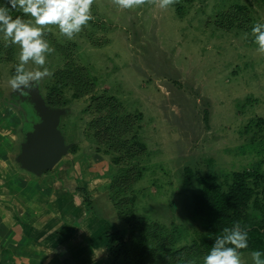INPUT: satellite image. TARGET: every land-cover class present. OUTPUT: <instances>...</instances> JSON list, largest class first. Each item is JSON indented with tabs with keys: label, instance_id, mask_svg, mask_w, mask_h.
Listing matches in <instances>:
<instances>
[{
	"label": "rangeland",
	"instance_id": "obj_1",
	"mask_svg": "<svg viewBox=\"0 0 264 264\" xmlns=\"http://www.w3.org/2000/svg\"><path fill=\"white\" fill-rule=\"evenodd\" d=\"M5 4L0 0V6ZM236 4L245 10L232 20L234 14L227 11ZM91 13L94 19L73 39L61 35L56 26L45 29V39L54 48L46 67L53 74L19 92L9 80L20 48L6 46L0 33V264L23 263L12 240H4L3 228L30 201L39 202L41 211L51 207L55 215L57 206L64 209L70 203L72 193L78 196L73 204L89 199L94 212L83 201L75 207L81 214L101 216L95 221L98 233L88 237L91 241L117 229L125 237L130 231L118 215L111 189L120 169L114 159L124 152L110 151V142L96 136L90 122L98 114L88 109V94L70 98L73 90H63L69 101L60 107L65 112L59 128L68 150L52 169L37 175L17 160L31 128L33 112L27 98L37 90L46 100L58 82L56 71L66 63L85 68L89 79L96 78L94 94L114 95L125 114L138 115L134 130L144 153L120 160V165L140 168L129 195L136 196L133 209L152 231L158 232L160 226L170 237L172 223L185 229L174 248L191 244L201 231L191 214V195L202 185L195 179L184 188V167L197 176H216L215 183L224 189L233 172L264 173V54L257 51L252 36L254 25L264 23V0H178L167 8L157 3L133 9H121L112 0H94ZM10 15L30 19L19 8ZM36 67L31 61L26 65L28 70ZM261 202L264 207V196ZM250 213L256 217L261 211L251 207ZM89 230L85 224L77 233L86 236ZM36 248L49 253L44 244ZM107 252L105 244L91 254ZM250 254L241 253L244 264H252Z\"/></svg>",
	"mask_w": 264,
	"mask_h": 264
},
{
	"label": "trees",
	"instance_id": "obj_2",
	"mask_svg": "<svg viewBox=\"0 0 264 264\" xmlns=\"http://www.w3.org/2000/svg\"><path fill=\"white\" fill-rule=\"evenodd\" d=\"M244 10L245 7L236 4L227 13H233L234 20ZM64 66L63 70L61 68L56 71L58 82L48 91L47 103L53 107L64 106L69 101L63 95L65 88L73 90L70 98H80L88 94L91 99L88 109H93L98 114L90 122V126L97 129L96 136L110 142V151L124 152L122 157L114 159V165L120 166V169L115 172L111 189L115 194L114 203L120 209L118 215L127 222L130 231L126 237L119 229L102 234L103 243L107 245L109 264H203V257L209 253L214 240L223 234L224 228L231 227L234 222H239L248 230V247L240 250L241 253L253 250L264 252V207L261 202V197L264 196V173H256L258 171L233 172L230 183L224 189L220 183H215L216 176H197L191 167H184L183 187L191 186L195 179L202 185L200 192L191 195V214L197 220L201 231L192 239L191 244L177 248L174 245L177 246L186 235L184 228L172 223L171 240L169 234L160 226L158 232L152 231L151 226L144 222V216H138L133 209L136 196L129 195L134 178L141 175L138 171L140 168L120 165L127 157L144 153L145 147L136 139L134 130L138 115L125 114L123 106L114 95L94 94L96 78L89 79L85 68L75 66L72 62ZM31 111L33 113L30 118H37L33 109ZM127 134H130L128 138ZM121 137L126 138L121 140ZM83 202L94 212L89 199H83ZM251 207L260 210V216H252ZM98 214H93L95 219L99 218ZM104 226L107 227V224ZM177 230L178 233L174 235Z\"/></svg>",
	"mask_w": 264,
	"mask_h": 264
},
{
	"label": "clouds",
	"instance_id": "obj_3",
	"mask_svg": "<svg viewBox=\"0 0 264 264\" xmlns=\"http://www.w3.org/2000/svg\"><path fill=\"white\" fill-rule=\"evenodd\" d=\"M121 9H133L145 4H157L167 8L178 0H112ZM94 0H6L0 6V33L6 46L19 45V63L9 84L15 91L30 89L53 73L46 67L47 55L54 52L45 39V29L58 27L61 35L73 39L94 17L91 7ZM10 6V7H9ZM21 9L24 19L10 15V10ZM257 51L264 54V23H257L252 28ZM32 62L37 66L28 70L26 65ZM248 247V230L239 222L223 229V234L214 240L208 254L203 257V264H244L241 251ZM252 264H264V252H251Z\"/></svg>",
	"mask_w": 264,
	"mask_h": 264
},
{
	"label": "crops",
	"instance_id": "obj_4",
	"mask_svg": "<svg viewBox=\"0 0 264 264\" xmlns=\"http://www.w3.org/2000/svg\"><path fill=\"white\" fill-rule=\"evenodd\" d=\"M63 192L60 194H66V191ZM43 193L44 191L39 192L40 195ZM71 195L75 196L73 198L70 196L71 200L73 199L76 202L78 196L73 195V193ZM56 199L60 203L59 195ZM61 199L65 200L64 198ZM71 200L70 203L67 202L68 204L64 209L62 206H57V214L55 215L51 207L49 211L46 209V211L42 210V212L39 202L30 201L19 212L17 217H14V220L11 221L12 224L4 226L3 238L4 240L7 238V241L12 240L10 242L13 250L23 258V263L22 260L20 263L109 264L107 254L102 256H98L95 253L91 254L92 250L99 249L105 245L103 239L100 241L102 236L94 241L90 239L98 233L95 221L100 219H95L93 212V214H88V212L85 213L83 211L81 214L80 210L75 207L78 202L83 201V198L77 204H73L74 201ZM44 204L47 205L46 202ZM47 207L49 206H45V208ZM103 221H106V219L103 218ZM85 224H89L90 227L86 236L83 233H77V230ZM89 235L90 238L88 239ZM43 238L47 239L48 242L41 241ZM38 244H44V246L48 247L49 253L37 250L36 246ZM61 247L62 249H60ZM11 249L9 247L8 250L11 252ZM30 257L32 260L29 259ZM16 262L18 263L19 261L16 259Z\"/></svg>",
	"mask_w": 264,
	"mask_h": 264
},
{
	"label": "water",
	"instance_id": "obj_5",
	"mask_svg": "<svg viewBox=\"0 0 264 264\" xmlns=\"http://www.w3.org/2000/svg\"><path fill=\"white\" fill-rule=\"evenodd\" d=\"M27 101L32 105L37 120L26 132L17 160L28 171L40 175L52 169L68 150L59 128L65 110L50 106L37 90Z\"/></svg>",
	"mask_w": 264,
	"mask_h": 264
},
{
	"label": "flooded vegetation",
	"instance_id": "obj_6",
	"mask_svg": "<svg viewBox=\"0 0 264 264\" xmlns=\"http://www.w3.org/2000/svg\"><path fill=\"white\" fill-rule=\"evenodd\" d=\"M34 120H37V118H32V119L29 120V122H30L31 125H32L31 122H34ZM28 131H29V130H28ZM26 132H27V131H26Z\"/></svg>",
	"mask_w": 264,
	"mask_h": 264
}]
</instances>
